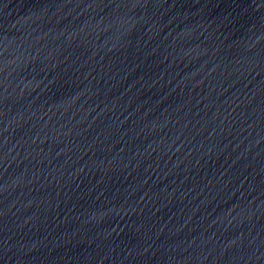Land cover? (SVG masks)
Instances as JSON below:
<instances>
[{
  "label": "water",
  "instance_id": "water-1",
  "mask_svg": "<svg viewBox=\"0 0 264 264\" xmlns=\"http://www.w3.org/2000/svg\"><path fill=\"white\" fill-rule=\"evenodd\" d=\"M0 264H264V0H0Z\"/></svg>",
  "mask_w": 264,
  "mask_h": 264
}]
</instances>
